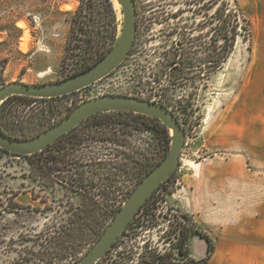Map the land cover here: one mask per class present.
Wrapping results in <instances>:
<instances>
[{
    "label": "rangeland",
    "instance_id": "374dc122",
    "mask_svg": "<svg viewBox=\"0 0 264 264\" xmlns=\"http://www.w3.org/2000/svg\"><path fill=\"white\" fill-rule=\"evenodd\" d=\"M135 1V44L117 70L66 97L14 101L10 125L33 138L87 100L111 94L168 107L187 136L183 172L154 194L97 264H191L192 259L198 264L201 259L180 241L184 226L198 225L184 207L193 203L187 192L200 189L199 195L214 200L221 182L234 189L230 184L236 180H223L222 173H252L256 195L263 185L264 32L255 16L262 0ZM80 8L89 38L73 41L69 54ZM230 10H240L248 20L250 15L257 26L251 25V35L238 30L228 60L215 69L212 61L223 44L218 16H230ZM116 24L118 40L124 18L115 0H0V88L56 82L83 72L73 50L108 49ZM157 126L136 113H106L65 139L56 156L0 151V264H72L75 257L69 253L79 243L66 240L76 227L92 224L77 258L89 252L148 171L169 154Z\"/></svg>",
    "mask_w": 264,
    "mask_h": 264
},
{
    "label": "water",
    "instance_id": "95a60500",
    "mask_svg": "<svg viewBox=\"0 0 264 264\" xmlns=\"http://www.w3.org/2000/svg\"><path fill=\"white\" fill-rule=\"evenodd\" d=\"M124 16L122 34L110 52L92 67L69 78L40 84L12 82L0 88V106L11 96L53 99L68 96L86 89L111 75L128 58L138 31V10L135 0H118ZM127 111L159 119L170 131L173 140L169 154L154 167L114 217L94 247L81 259L80 264H97L113 248L143 206L181 165L186 144V132L177 116L165 105L127 95H104L87 100L75 108L63 121L38 136L27 139L11 138L0 127V149L18 157H29L44 151L63 135L71 132L83 121L99 113Z\"/></svg>",
    "mask_w": 264,
    "mask_h": 264
},
{
    "label": "crops",
    "instance_id": "0c3cea01",
    "mask_svg": "<svg viewBox=\"0 0 264 264\" xmlns=\"http://www.w3.org/2000/svg\"><path fill=\"white\" fill-rule=\"evenodd\" d=\"M256 12L258 27L261 26L264 32V0L261 11L257 7ZM252 26H257L254 20ZM220 176L223 180L227 176L236 180L237 184H230L234 188L232 191L227 190L223 181L212 200L199 195L200 189L193 192L191 188L187 195H191L193 203L184 204L187 213L215 242L210 264H264V173L261 176L263 185L257 195L251 183L252 173H222ZM195 193L200 196L196 202ZM189 248L194 258L203 259L207 254V242L199 235L190 239Z\"/></svg>",
    "mask_w": 264,
    "mask_h": 264
},
{
    "label": "trees",
    "instance_id": "16d2710c",
    "mask_svg": "<svg viewBox=\"0 0 264 264\" xmlns=\"http://www.w3.org/2000/svg\"><path fill=\"white\" fill-rule=\"evenodd\" d=\"M235 1L237 2V0H235ZM237 11L240 12V10H237ZM237 11L236 10H230V13H229L230 16H224V15L218 16L219 21H220L219 33H220V38L222 39L223 44L220 46L219 51L216 52V54L214 55V60L212 61L215 69L222 68L224 62L228 60V58H229V56H230V54L234 48V45L236 43L237 37L239 35L238 30L240 28L247 31L249 33V35L252 34V29H251L252 23H251V21L248 20L247 16H244V14L243 15L241 14V16H239ZM224 12H225V10H224ZM82 13H83V8H80V9H78V11L75 15L77 17L75 18V23L72 26L71 42L68 46L69 54H70V48L72 47L73 41H75V40H81L82 41L86 38H89L87 31L84 29V20H83V18H81L83 16ZM118 32H119L118 24H116V27L114 28V30L112 32V38H111L112 43L108 49L93 50L90 52V54H81V50H77V51L73 50V53H74L73 57H75V59L78 60V63L80 65L79 70H86V69L92 67L93 65H95L97 62H99L103 57H105L110 52V50L114 47L116 40H117V37H118ZM82 58H83V60H81ZM66 59H67V57H65V61H66ZM64 97H66V96H64ZM60 98H62V97H60ZM34 99H36V98H31L28 96L15 95V96L9 97L0 106V127H1V130L6 135H8L11 138H17V139H27L28 138V137L24 136L25 134H22V135L18 134V132L11 127L10 120H9V114H10V111L13 107L14 101L21 100V101L28 103L29 101L34 100ZM56 99L57 98H53V100H56ZM106 113L125 115V114H133L134 112L111 111V112H106ZM137 115L150 118V116L143 115V114H137ZM93 117L95 118V117H97V115L93 116ZM151 119L158 123L157 131L164 135L167 150L170 151L172 140H173L172 136L170 135V130L159 119L153 118V117H151ZM55 145H56V143L52 144L50 146V148H53ZM0 151L4 154H9L4 150L0 149ZM39 154H42V153L40 152V153H37L35 155H39ZM29 157H31V156H29ZM152 169L153 168H151L148 171V173ZM175 176H176V173H174L170 179H168L164 184H162L161 187L170 183L171 180ZM151 198L143 206L142 210L151 201ZM185 218L189 221L191 220L190 216H188V215H185ZM89 227H91V228H89ZM75 229H76L75 233H73L72 235L70 234V236H68V237H70V239L66 240V243H68V242L70 243L72 240L78 241L79 244L78 245L75 244L74 247L72 248L73 249L72 252H70L69 254L73 253L72 255L75 257L72 264H80L82 258H77V255H79V253H80L77 251H79L83 247L82 245L86 240L87 234H89L90 232L93 231V226L91 224L88 227L79 226V227H76ZM194 235H199L200 237L204 238L207 242V256L203 260L198 261L200 264H207L208 261L211 259L213 253H214L215 243H214L213 239L206 232H204L198 225L196 226L194 224L193 227H185V226L183 227L182 232H181V236H180L181 244L183 246H186L187 244H189L190 239ZM62 242H63V240H62ZM68 247L70 248V246H68ZM63 249L60 248V250H63ZM64 250H66V249H64ZM183 250H184V247L181 249V252H183ZM60 257H62V255ZM63 257H66V256H63Z\"/></svg>",
    "mask_w": 264,
    "mask_h": 264
},
{
    "label": "flooded vegetation",
    "instance_id": "af4514ba",
    "mask_svg": "<svg viewBox=\"0 0 264 264\" xmlns=\"http://www.w3.org/2000/svg\"><path fill=\"white\" fill-rule=\"evenodd\" d=\"M127 112V111H126ZM72 113V112H71ZM106 114V112L105 113H99V114H96L97 115V117L98 116H101V115H105ZM96 115H94V116H96ZM68 117V116H67ZM92 118H94L93 116H91V117H89L88 119H86L85 121H83L80 125H78L75 129H73L71 132H69V133H67V134H65V135H63L61 138H59L55 143H56V145L53 147V148H50V146L48 147V148H46L44 151H42L41 153L42 154H44V153H46V152H49V153H54V156H56V155H58V154H60V151H59V149H60V147H59V145L65 140V139H67V138H69L72 134H74V132L78 129V128H80L85 122H87L88 120H90V119H92ZM96 118V117H95ZM63 121V120H62ZM45 132V131H44ZM57 153V154H56ZM55 158V157H54ZM55 160H56V158H55ZM129 228V227H128ZM128 228H127V230H128ZM126 230V231H127ZM125 231V232H126ZM124 232V233H125ZM120 239V238H119ZM118 242V241H117ZM117 242L115 243V245L117 244ZM114 245V246H115ZM113 246V247H114ZM110 251V250H109ZM179 254L182 256V255H184L183 254V252H181V249H180V252H179ZM204 259V258H203ZM203 259H201V260H203ZM201 260H199V261H201ZM194 259H192V260H190V262H191V264H195L194 263ZM198 264H200L199 262H198Z\"/></svg>",
    "mask_w": 264,
    "mask_h": 264
},
{
    "label": "bare ground",
    "instance_id": "6f19581e",
    "mask_svg": "<svg viewBox=\"0 0 264 264\" xmlns=\"http://www.w3.org/2000/svg\"><path fill=\"white\" fill-rule=\"evenodd\" d=\"M115 2H116V6L121 7V5H120V3H119L118 0H115ZM122 14H123V13H122ZM120 17H121V16H120ZM123 18H124V16H123ZM19 26H20V27H25V23H24V22H20ZM122 30H123V29H122ZM122 30H120L119 37H120V35L122 34ZM27 37H28V34H27ZM24 49H25V50L27 49V45L24 46ZM171 134H173V131H171Z\"/></svg>",
    "mask_w": 264,
    "mask_h": 264
},
{
    "label": "built area",
    "instance_id": "2783aa9c",
    "mask_svg": "<svg viewBox=\"0 0 264 264\" xmlns=\"http://www.w3.org/2000/svg\"><path fill=\"white\" fill-rule=\"evenodd\" d=\"M182 172H183V167H182V165H180L179 168L177 169V171L175 172L176 176L177 175L180 176L182 174Z\"/></svg>",
    "mask_w": 264,
    "mask_h": 264
}]
</instances>
